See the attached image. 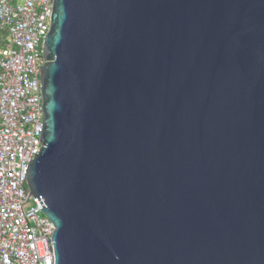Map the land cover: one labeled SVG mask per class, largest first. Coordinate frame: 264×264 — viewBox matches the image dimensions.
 <instances>
[{
	"label": "water",
	"instance_id": "1",
	"mask_svg": "<svg viewBox=\"0 0 264 264\" xmlns=\"http://www.w3.org/2000/svg\"><path fill=\"white\" fill-rule=\"evenodd\" d=\"M43 56L55 264H264V0H54Z\"/></svg>",
	"mask_w": 264,
	"mask_h": 264
},
{
	"label": "built area",
	"instance_id": "2",
	"mask_svg": "<svg viewBox=\"0 0 264 264\" xmlns=\"http://www.w3.org/2000/svg\"><path fill=\"white\" fill-rule=\"evenodd\" d=\"M54 0H0V264H55V224L28 186L44 147L41 67Z\"/></svg>",
	"mask_w": 264,
	"mask_h": 264
},
{
	"label": "trees",
	"instance_id": "3",
	"mask_svg": "<svg viewBox=\"0 0 264 264\" xmlns=\"http://www.w3.org/2000/svg\"><path fill=\"white\" fill-rule=\"evenodd\" d=\"M1 32H0V45H3L4 44V40H3V37L1 38Z\"/></svg>",
	"mask_w": 264,
	"mask_h": 264
},
{
	"label": "crops",
	"instance_id": "4",
	"mask_svg": "<svg viewBox=\"0 0 264 264\" xmlns=\"http://www.w3.org/2000/svg\"><path fill=\"white\" fill-rule=\"evenodd\" d=\"M2 35V34H1ZM3 36H1V38H2Z\"/></svg>",
	"mask_w": 264,
	"mask_h": 264
}]
</instances>
